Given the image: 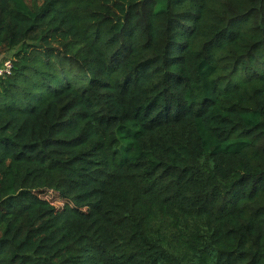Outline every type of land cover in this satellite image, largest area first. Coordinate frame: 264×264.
Returning <instances> with one entry per match:
<instances>
[{"label":"trees","instance_id":"trees-1","mask_svg":"<svg viewBox=\"0 0 264 264\" xmlns=\"http://www.w3.org/2000/svg\"><path fill=\"white\" fill-rule=\"evenodd\" d=\"M11 53L0 264H264V0H0Z\"/></svg>","mask_w":264,"mask_h":264},{"label":"built area","instance_id":"built-area-1","mask_svg":"<svg viewBox=\"0 0 264 264\" xmlns=\"http://www.w3.org/2000/svg\"><path fill=\"white\" fill-rule=\"evenodd\" d=\"M13 71V60H6L0 67V77L10 76Z\"/></svg>","mask_w":264,"mask_h":264},{"label":"rangeland","instance_id":"rangeland-1","mask_svg":"<svg viewBox=\"0 0 264 264\" xmlns=\"http://www.w3.org/2000/svg\"><path fill=\"white\" fill-rule=\"evenodd\" d=\"M12 57V53L11 54H8L6 56H3L0 58V67L2 66L3 62L6 61V60H11L10 58Z\"/></svg>","mask_w":264,"mask_h":264}]
</instances>
